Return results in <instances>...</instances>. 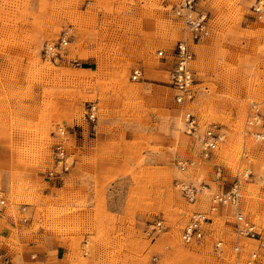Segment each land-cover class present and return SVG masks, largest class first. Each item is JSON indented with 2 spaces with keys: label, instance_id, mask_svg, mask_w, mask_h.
<instances>
[{
  "label": "rangeland",
  "instance_id": "obj_1",
  "mask_svg": "<svg viewBox=\"0 0 264 264\" xmlns=\"http://www.w3.org/2000/svg\"><path fill=\"white\" fill-rule=\"evenodd\" d=\"M181 2L0 0V226L12 233L0 248L29 255L3 251L0 264H33L27 244L41 229L61 237L71 264H264L251 261L258 242L238 221L264 234V0H197L201 40L176 15ZM65 33L59 53L47 52ZM180 41L197 85L177 103L170 70ZM59 128L83 167L81 186L69 183L74 168L49 178ZM211 128L225 139L205 158ZM234 186L236 202L214 201ZM196 213L208 219L204 237L186 244ZM157 222L162 231L148 236Z\"/></svg>",
  "mask_w": 264,
  "mask_h": 264
},
{
  "label": "built area",
  "instance_id": "obj_2",
  "mask_svg": "<svg viewBox=\"0 0 264 264\" xmlns=\"http://www.w3.org/2000/svg\"><path fill=\"white\" fill-rule=\"evenodd\" d=\"M197 0H182L181 5L176 9V15L181 17L184 21L186 29L190 33L193 39H203L208 34L207 27V15L201 12H197L195 5ZM68 33H65L61 38L60 43L52 44L47 47V52L59 51L62 46L67 43ZM56 52L55 54H58ZM164 52L160 51L159 56H163ZM173 67L170 70V84L176 91L175 100L177 103H182L186 100L193 99L195 95V86L197 80L195 78V72L192 68V62L194 60L193 53L190 49V44L186 41H180L172 50ZM142 76L140 70L134 71V79H139ZM97 120V108L95 104H89L87 110V122L89 124H95ZM196 121L191 119L188 123L187 131L189 134H193L196 131ZM56 136L61 138V142L55 145V168L49 172V178L52 180H60L64 175L68 174L75 166V160L72 159L65 145L63 144V138L67 136L66 130L59 128ZM225 139V134L218 128L208 129L202 139L201 154L205 158H208L217 146ZM220 174V172H219ZM186 198L193 202L195 200V189H184ZM239 192L236 186L226 193L215 195L214 201L218 204H228L236 202L239 198ZM8 200L4 193H0V217L7 208ZM208 219L203 213H196L190 223L184 228L182 232V240L184 243L189 244L195 241H199L204 237V225ZM238 221L239 233L241 235L255 239L258 242V251L252 255V262L264 260V234L256 232L254 226L244 219L239 214ZM151 232H148V236L151 233H160L163 229L162 222L153 224Z\"/></svg>",
  "mask_w": 264,
  "mask_h": 264
},
{
  "label": "crops",
  "instance_id": "obj_3",
  "mask_svg": "<svg viewBox=\"0 0 264 264\" xmlns=\"http://www.w3.org/2000/svg\"><path fill=\"white\" fill-rule=\"evenodd\" d=\"M83 167H79L78 165L73 169V171L69 174L70 180L69 183L74 182L75 186H81V178L84 176ZM94 204V203H93ZM0 219H2L0 217ZM31 235L37 239V241L33 240L27 244V248L31 249L35 254L32 255L35 259L33 264H71L70 263V256L72 254L71 249L64 244L63 240L60 236H56L50 232H46L45 230L41 229L38 232H32ZM0 236H3L5 239L2 244H6L7 241L12 239V233L8 232L7 229H1L0 226ZM86 238L88 235L85 236ZM113 250V249H112ZM5 251L11 257L14 255L18 257H22L24 259L29 260V255L27 253H18L16 250L12 248L8 249H1L0 253Z\"/></svg>",
  "mask_w": 264,
  "mask_h": 264
}]
</instances>
